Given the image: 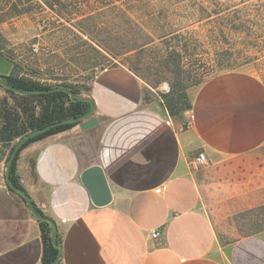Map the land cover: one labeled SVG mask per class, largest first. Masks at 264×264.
Wrapping results in <instances>:
<instances>
[{"label":"crops","instance_id":"obj_1","mask_svg":"<svg viewBox=\"0 0 264 264\" xmlns=\"http://www.w3.org/2000/svg\"><path fill=\"white\" fill-rule=\"evenodd\" d=\"M147 93L129 68H105L87 96L98 125L20 151L17 174L57 224L60 263L264 264V82L243 70L210 77L190 93L189 128ZM198 150L206 163L195 167ZM8 158L0 142V264H41L39 219L10 187ZM93 161L112 191L106 206L81 181Z\"/></svg>","mask_w":264,"mask_h":264},{"label":"rangeland","instance_id":"obj_2","mask_svg":"<svg viewBox=\"0 0 264 264\" xmlns=\"http://www.w3.org/2000/svg\"><path fill=\"white\" fill-rule=\"evenodd\" d=\"M174 48L184 56L180 64L171 58ZM0 51V74L11 71L9 57L14 74L47 86L73 84L79 99L90 101L95 76L116 65L143 81L147 99L163 103L178 78L189 84L190 98L225 71L264 82V0H0ZM5 88L0 103L11 100ZM189 116L187 109L174 118L189 128ZM19 139L8 145L9 156Z\"/></svg>","mask_w":264,"mask_h":264},{"label":"trees","instance_id":"obj_3","mask_svg":"<svg viewBox=\"0 0 264 264\" xmlns=\"http://www.w3.org/2000/svg\"><path fill=\"white\" fill-rule=\"evenodd\" d=\"M173 56L180 64L183 60V54L177 49H173ZM0 54L2 52L0 51ZM3 55V54H2ZM7 57V56H6ZM15 66L14 61L7 57ZM178 67V65H177ZM0 77L9 85L26 93H19L11 88H5L9 92L11 100L8 96L4 97L0 103V142L4 145H11L16 139L21 138L28 132L37 128H42L56 121L65 118L79 117L85 114L91 107L88 100L79 99V92L73 84L63 83L54 86H47L31 78L14 74H0ZM2 84L0 83V86ZM188 83L183 79H177L171 86V90L163 94L164 105L168 109L171 116L176 117L182 111L191 109L192 102L186 92ZM48 92H39L38 90L53 89ZM29 91V92H27ZM70 91L74 93L78 99L70 95ZM78 122H67L49 130L41 132L29 140H27L20 148L15 158L10 164V182L11 184L24 189L17 174V158L20 151L29 143L55 134L75 126ZM37 211L45 215L44 212L36 207ZM42 231L43 253L41 264H52L59 254V248L56 247L52 240V231L55 221L39 219ZM57 241L62 242L61 236L57 233Z\"/></svg>","mask_w":264,"mask_h":264},{"label":"water","instance_id":"obj_4","mask_svg":"<svg viewBox=\"0 0 264 264\" xmlns=\"http://www.w3.org/2000/svg\"><path fill=\"white\" fill-rule=\"evenodd\" d=\"M0 83L7 88L13 89L16 92L26 93L24 91H20L19 89L15 88L13 86H9L1 77H0ZM38 91L39 92H48L49 90H38ZM27 92H29V91H27ZM94 111H95V106L93 105V103H91V108L82 116L65 118L63 120L56 121V122H54L50 125H47L45 127L37 128V129L32 130L29 133L25 134L16 142V144H15V146H14V148H13V150H12V152L8 158L7 171H6L7 180L9 182L10 187L14 191L20 193L23 196V198L26 200L31 212L38 219L53 222L52 218H50L49 216H46V215H42L37 211V209H36L33 201L31 200L29 194L23 188L11 184V182H10V164H11V162L13 161L16 154L18 153L19 148L27 140H29L31 137H33V136H35L41 132L49 130L51 127H54V126H57V125H60L63 123H67V122H78L83 130H88V129L98 125V123H99L98 118L95 116H92ZM80 171H81V173H80L81 181H82L83 185L89 191V194H90V197H91L93 204L96 206H100V207L108 205L112 201L113 196H112V191H111L106 173H105L103 167L101 166V164L98 161H93V162H90L88 164L82 165L80 168ZM57 230H58L57 225H54V229L52 231V240H53L54 245L59 248V254L52 264H62V263H60V260H61V256L63 253V246L61 243H59L57 241Z\"/></svg>","mask_w":264,"mask_h":264},{"label":"built area","instance_id":"obj_5","mask_svg":"<svg viewBox=\"0 0 264 264\" xmlns=\"http://www.w3.org/2000/svg\"><path fill=\"white\" fill-rule=\"evenodd\" d=\"M191 124V123H190ZM193 164L195 167L202 166L206 163V155L204 152H199L194 158H193ZM160 234V231L155 230L153 232V237H157Z\"/></svg>","mask_w":264,"mask_h":264}]
</instances>
